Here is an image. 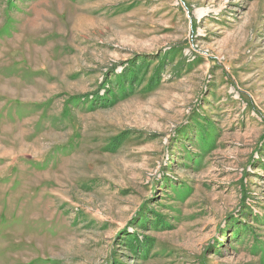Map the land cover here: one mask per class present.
Masks as SVG:
<instances>
[{"label": "rangeland", "instance_id": "1", "mask_svg": "<svg viewBox=\"0 0 264 264\" xmlns=\"http://www.w3.org/2000/svg\"><path fill=\"white\" fill-rule=\"evenodd\" d=\"M0 264H264V0H0Z\"/></svg>", "mask_w": 264, "mask_h": 264}]
</instances>
